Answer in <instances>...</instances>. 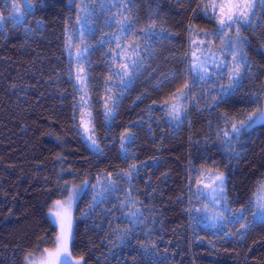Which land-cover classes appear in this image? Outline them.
I'll list each match as a JSON object with an SVG mask.
<instances>
[{"label": "trees", "instance_id": "1", "mask_svg": "<svg viewBox=\"0 0 264 264\" xmlns=\"http://www.w3.org/2000/svg\"><path fill=\"white\" fill-rule=\"evenodd\" d=\"M134 3L133 16L143 20L158 12L169 32L151 40L152 57L145 58L132 86L122 93V85L114 88L119 108L110 127L101 113L105 85L115 84L108 80L109 48L116 49L101 45L108 39L104 33L86 37L88 93L102 157L88 149L71 120L74 90L64 29L69 16L72 29L75 26L76 9L69 0H36L35 16L26 17L23 27L8 22L7 32L0 31V264H23L26 251L52 247L55 226L50 209L62 198L65 181L73 187L88 182L75 211L73 246L74 256H83L88 264H152L153 259L160 264H264V228L254 226L243 240L235 235L218 237L190 222L186 211L190 166L211 168L214 160L229 177L228 200L237 211L264 176V126L243 138L239 160L229 159L216 139L221 113L251 112L246 102L264 89V10L256 8L253 30L244 33L251 45L247 52L253 75L239 96L220 109L198 96L199 107L190 106L187 123L175 130L160 110V101L176 87L170 74L180 76L185 70L189 46L185 29L189 22L209 32L216 25L196 8L199 0ZM4 6L0 0V9ZM136 40L145 43L139 36ZM128 127L136 135L131 152L140 167L131 184V199L144 217L139 226L125 219L128 212L121 206L129 200L125 181H118L114 192H105L103 203L91 206L101 187L96 178L106 184L107 172L115 179L131 163L121 160L118 143L120 132ZM117 227L134 229L131 246L113 243ZM151 243L157 247L154 252L149 247V255L141 245Z\"/></svg>", "mask_w": 264, "mask_h": 264}, {"label": "snow or ice", "instance_id": "2", "mask_svg": "<svg viewBox=\"0 0 264 264\" xmlns=\"http://www.w3.org/2000/svg\"><path fill=\"white\" fill-rule=\"evenodd\" d=\"M71 7L76 9L74 23L75 30L71 27L72 17L65 21V51L69 61V80L73 85L74 97L72 105L71 120L73 127L77 129L81 139L88 142L93 153L102 157L104 150L97 137L96 120L93 115L92 105L88 93V75L85 71V64L90 63L88 47L85 44V35H94L95 30L90 27L96 19V8L92 6L93 0H69ZM98 3V0H96ZM102 12L110 13L105 18V25L108 28H116L110 38L100 41L102 46L114 45L116 51L109 48L108 60L110 74L109 81L115 84L105 85L106 95L103 99V116L106 125L111 126L116 118L119 108V97L114 88L122 85L119 91L132 86L135 78L144 68L145 58H151L153 38H165L169 32L166 22L162 20L158 12L150 13L146 19L136 15L133 16L135 7L134 0H112L109 4L98 3ZM36 4L33 0H26L21 4L19 0H11L10 4L0 9V31L7 32L6 12L13 26L23 27L25 18L35 16ZM264 10V0H199L196 8L207 13L215 23L214 31L201 29L195 22H189L186 31L189 34L190 52L184 61L185 70L177 76L170 74L171 83L176 85L174 90L164 96L160 101V110L170 117L171 122L180 127L187 121L189 106L199 107L201 100L196 98L197 88L200 85L201 91L205 88L211 92L209 97L214 108L220 109L229 103H233V97L239 94L240 90L248 79L252 78L251 60L248 57L247 48L250 42L244 33L253 30V21L257 17L256 8ZM123 9V11H120ZM40 21L36 27L41 26ZM105 35H108L105 33ZM171 35V33H169ZM140 37L145 43L143 46L136 38ZM125 41L122 44L120 41ZM78 42V43H77ZM219 42L220 48L216 50L214 45ZM264 54V49L261 50ZM75 69L74 73L72 69ZM76 96L79 98L76 99ZM153 103H157L155 100ZM247 107L252 108L251 112L239 111L235 114L222 112L218 117L219 123L216 126V139L221 142L227 151L229 159L239 160L241 153L233 146L241 144L245 136L251 135L258 125L264 126V89L257 93L250 101L246 102ZM136 142V135L132 128H125L119 134V147L122 161H131L128 167L116 173L105 174L104 182L97 177L101 184L96 196L93 197L92 205L103 203L105 192H114L118 181H125L128 185L129 200L122 203V207L128 212L125 217L129 225L142 224L144 217L140 210L135 207V201L131 199L132 179L139 172L140 167L135 163V155L131 152V146ZM57 159H63L57 156ZM211 159V158H209ZM213 167L201 166L199 169L190 166L187 177V189L189 192L186 209L189 214V221L195 225H206L209 220L213 221V227L219 229L216 235L224 234L228 237L233 235L243 240L254 226L264 228V176L254 186L251 196L245 203L239 205V211L233 208L228 200L229 177L220 170L219 165L212 161ZM195 186V192L192 191ZM88 182L83 181V186L78 192L75 187L65 181V191L61 193V199H56L50 215L55 226V237L52 247L38 248L36 253L26 251L23 264H88L83 256L76 257L73 254L75 242L72 207L75 201L87 191ZM95 188V185H92ZM99 197V200L97 199ZM195 198L203 207H196L192 204ZM207 202V203H205ZM210 205V207H209ZM85 216L88 213H84ZM251 216V223L248 217ZM223 221L224 223H221ZM229 226L234 229L228 231ZM119 246H131V239L134 236V229L129 227L120 230L113 229ZM139 243V241H137ZM145 253H149V247L154 252L155 243L141 245ZM152 264H160L153 259Z\"/></svg>", "mask_w": 264, "mask_h": 264}, {"label": "rangeland", "instance_id": "3", "mask_svg": "<svg viewBox=\"0 0 264 264\" xmlns=\"http://www.w3.org/2000/svg\"><path fill=\"white\" fill-rule=\"evenodd\" d=\"M4 1V5L5 4H10L11 3V0H3ZM19 2L21 3V4H24L25 2H26V0H19ZM75 2H78V0H75ZM105 2H107V3H111L112 2V0H98V3H105ZM33 3L34 4H36V0H33ZM98 3L96 2V0H93V4H92V6L93 7H95L96 8V12H97V17H96V19L91 23V25H90V27L92 28V29H94L95 30V32H94V34H96V33H107L108 34V36H107V38H110V35H111V33H109L108 31H113L112 29L113 28H115L114 26L112 27V28H108L107 27V25H105V23H104V21H105V18L106 17H110V13H107V12H102V10L100 9V7L98 6ZM120 11H123V9H121ZM207 14V13H206ZM11 16V13L10 12H8V14H7V16H5L6 17V21H7V23L9 22V23H11V21H10V19H9V17ZM207 16L210 18V16L207 14ZM211 19V18H210ZM25 20H26V18H25ZM12 24V23H11ZM13 25V24H12ZM76 25L73 27V30H75L76 29ZM115 31H116V28L114 29ZM114 31V32H115ZM113 32V33H114ZM90 37V36H93V35H88V34H86L85 35V44L84 45H81V47H84V46H87L88 47V49H90L89 48V44H88V41L89 40H87L86 39V37ZM122 44H124L125 43V41L123 40V39H121V41H120ZM78 43V42H77ZM140 43V42H139ZM214 47H215V49L216 50H219V48H220V44H219V42H217L215 45H214ZM89 52V51H88ZM190 52V47L188 46V48H187V53H189ZM186 59L188 58V56L186 55V57H185ZM84 67H85V65H84ZM251 69H252V75H253V67L251 66ZM85 71H86V69H85ZM248 80H250V79H248ZM248 86V85H247ZM196 88H197V92H196V98L198 97V96H200L201 98H206V99H208L209 97H210V95H211V92L208 90V88H210V85L208 86V88H205L203 91H201V89H200V85L199 84H197L196 85ZM236 96H239V94L238 95H236ZM190 107V106H189ZM253 110V109H252ZM251 110V111H252ZM188 113H189V109H188ZM166 120H167V122H168V124L173 128V129H175V130H178V129H181L182 127H184V125L187 123V121H188V114H187V121L185 122V123H183L180 127H176V125L174 124V123H172L171 122V119H170V117H167L166 116ZM84 142L86 143V145H87V147H88V149H90L91 150V148L88 146V142L86 141V140H84ZM237 151H240V149H241V147H242V142H241V144H239V145H234L233 146ZM225 150V149H224ZM92 151V150H91ZM93 152V151H92ZM225 152H226V154H228L227 153V151L225 150ZM83 186V185H82ZM82 186H74L75 187V190L76 191H80L81 190V188H82ZM195 186H193V188H192V191L193 192H195ZM83 195V194H82ZM81 195V196H82ZM81 196L75 201V203H74V205H73V207H72V216H73V227L75 228V211H76V208H77V205H78V202H79V200H80V198H81ZM188 199H189V192H188V194H187V203H188ZM205 203H207V202H205ZM192 204L193 205H195L196 207H203V204H201L199 201H197L195 198H193L192 199ZM188 206H189V203H188ZM209 207H210V205H209ZM249 217H251V216H249ZM213 221H211V220H209L208 222H207V224L206 225H200L202 228H204V229H207V230H209V231H211L213 234H216L217 233V231H219V229H217V228H214L212 225H213ZM221 223H224L223 221H221ZM228 231H230V232H233L234 231V229H232L231 228V226H229V228H228ZM222 235H224V234H222ZM224 236H226V235H224ZM228 237V236H227Z\"/></svg>", "mask_w": 264, "mask_h": 264}]
</instances>
